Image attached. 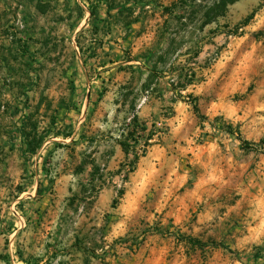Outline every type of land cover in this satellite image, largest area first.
I'll use <instances>...</instances> for the list:
<instances>
[{
    "label": "rangeland",
    "instance_id": "374dc122",
    "mask_svg": "<svg viewBox=\"0 0 264 264\" xmlns=\"http://www.w3.org/2000/svg\"><path fill=\"white\" fill-rule=\"evenodd\" d=\"M160 1L167 5L176 2L174 13L162 16L158 7L156 15L146 19L138 31L152 24L148 30L154 38L145 51L153 47L165 57L158 63L154 79L167 71L174 80L171 84L176 83L182 69L194 78L184 91L171 87L168 99L181 101L180 115L189 134L185 143L190 150L186 185L170 191L185 194L188 209L175 215L154 211L125 222L127 219L115 213L119 200L110 205L99 202L101 191L117 177L107 169V158L98 162L102 170L93 190L88 170L73 174L81 159L79 145L63 136L54 141L47 137L38 152L31 154L21 131L26 121L25 92L32 104L41 96L52 101L50 108L44 102L46 119L41 126V131L50 134L47 125L59 101L72 96L71 82L78 84L71 103L81 108L87 99L88 76L91 80L103 78L93 68L103 63L96 54L90 52L91 57L82 60L74 51L79 28L84 26L85 36L89 35L84 19L90 11L85 10L81 17L78 4L59 1L41 13L36 0H0V253L11 254L9 260L0 259V264H15L11 256L23 255V250L31 254V236L22 217L25 210L43 206L47 220L53 221L49 243L74 240L88 247L86 252L78 250L83 260L79 264H110L122 252L138 255L153 240L175 246L168 255L170 264H264V0H238L229 5L226 15L213 17L208 24L204 23L207 13L217 0ZM252 13L253 19L243 25ZM136 35L135 42L141 40ZM27 38H34V55L20 50ZM131 51L135 50L130 45ZM112 57L117 63L106 73L104 88L118 92L128 74L120 71L123 65L119 62L124 58L115 52ZM77 68L79 74L74 73ZM133 85H138V79ZM163 89V95L168 94ZM194 104L208 119L197 115ZM173 105L163 109L165 117L172 114ZM168 130L165 126L164 132ZM56 141L70 145L57 148ZM39 165L53 176L54 183L45 179L41 182L44 196L31 199ZM127 171L118 174L115 198L119 189H126ZM20 187L25 190L22 194ZM158 195L147 197L145 208L150 210ZM69 246L64 244L56 251L69 253ZM53 252L47 264H69L70 259L62 263Z\"/></svg>",
    "mask_w": 264,
    "mask_h": 264
},
{
    "label": "crops",
    "instance_id": "0c3cea01",
    "mask_svg": "<svg viewBox=\"0 0 264 264\" xmlns=\"http://www.w3.org/2000/svg\"><path fill=\"white\" fill-rule=\"evenodd\" d=\"M38 1L39 0H36V4H38ZM59 1L78 4L86 11H89L88 7L91 2L93 4L99 2V17L102 20L107 19V6L105 3L100 2V0H57V2ZM163 3L164 5H167L165 2ZM156 8L153 7L154 13L152 16H154V14L156 15ZM90 15L85 17L84 20L86 22L85 26L91 28L93 22L96 21V18L91 19ZM144 21L147 22V20H142L134 24L132 27L133 31L130 32L129 36H126L127 29L118 24H114L112 33H107V24L103 22L98 40L93 43L90 31L89 35L85 36L84 26L79 28L74 41V51L77 56L76 58L86 60L88 57H91L90 52H92L93 55L96 54L99 61L101 60L103 63L99 66L95 65L93 68L99 75L103 73V78H98V80L93 78V80H91L92 78L88 76L87 99L84 101L83 107L81 108H76L77 106L74 107L71 103L72 100L75 99L74 95L78 86V84H76L77 82H74L73 80L71 82V84L74 85L71 88V98H62L59 101L57 109L54 110L55 115H53L47 125L49 131L52 132L48 138H51L50 140H56L58 137L63 136L65 140L71 139V143L79 145L78 149L82 150L78 153L80 158H82L83 153L86 152L92 153L91 158H94L96 163L100 161V158H107V169L117 174V177L113 183H108L101 191L99 195V202L104 205H110L114 203L115 195H117L116 188L119 177L116 172L121 167V164L129 158L118 140V137L120 136V127L125 123L129 116L128 106L131 100L135 99L139 101V99L143 97L144 86L148 84L152 85V87H157L156 89H158V93L162 92L159 96L156 94L157 92H154L149 97V101L138 113L140 121H145L148 124H150L151 118L157 117L163 119L165 126L169 130L168 132L156 135L153 138L152 144L149 146L146 155L139 159L136 170L129 175L125 193L119 199V206L115 211V213H119L123 216L122 218L127 219L125 222L131 220L132 218L136 221V218L141 217L145 213H154V211L162 212L166 210L167 214L175 215V212L185 213L188 209L185 204L187 196L185 194H174L170 191V188L177 187L180 189L186 185L188 171L187 153L190 150L189 147L186 146L185 138L189 136V134L186 133V128L184 127L185 118L180 115L181 105L179 103H181V101L174 104L171 100H168L170 98L169 95L172 93L171 76L167 71H164L163 73L161 72L163 75L160 74V79L159 76L154 79V77L159 73L158 67L154 70L152 64L150 63L151 59L149 50L151 48H148V50L145 51L154 38L153 34L148 30V28L152 27V24H150L145 31H138ZM80 33L82 34L80 36V41L82 40L83 47L77 42V37ZM136 33L139 34V37L137 38H140L141 40L135 42L133 37L137 36ZM25 41L29 45L30 50L27 55H34V51H32L34 38H27ZM130 45L135 51L128 52V47ZM135 45L140 47L136 48ZM114 52L116 55L119 54L120 58H124L120 59L119 62L120 65H123L122 68H120V71L128 74L127 80H122L121 83L123 84L120 85V90L118 92H111L104 88V85L106 84V80H104L106 73L110 74L113 70V64L117 63L113 61L112 53ZM126 54H128V56ZM83 67L86 70V73L90 74V70H87L86 68L87 65H83ZM79 69L80 68H77L78 71L75 70L74 73L79 74L81 71V69ZM135 78L138 79V85L136 87L133 85V80ZM164 87L165 91L166 89L167 92L169 91L168 94L163 95ZM128 91H133V93L131 95H126ZM25 96L28 100L27 106L23 112V117L27 119L30 114L35 111L34 119L39 121V130L41 131L42 123L45 122L46 119L44 116L45 110H43L44 102L45 105L50 108L53 105L52 101L50 100V102H48V98L46 99L41 96V99L39 98L36 103L32 104V99L29 97L27 92H25ZM169 105H173L172 109L175 113L169 114L165 117L162 114V111ZM37 106L40 107L38 111H36ZM76 110L78 114L76 113ZM217 112L219 113L218 110ZM214 115L216 114H210V117L212 118ZM65 129H70L72 135L69 137L65 136L63 133V130L65 131ZM63 143H66L68 146L70 145L67 142ZM74 156L75 154H73L71 158L74 159ZM130 157L132 158L131 155ZM77 166L73 174H82L76 173ZM39 168L40 169L36 170L37 186L33 188L30 193L31 199L36 196L40 199L44 196L41 191L43 184L41 182H44L45 179H49L48 171L45 170L42 165H39ZM92 169V164H88L84 172L88 170L91 176ZM23 192H25V190ZM155 192L159 195L155 198V200H152V205L149 210L145 208L147 205V197L153 196ZM181 201H184V204H180ZM166 204H168V206ZM39 206H41V204ZM22 218H24L25 230L30 232L32 252L31 254H26L23 250V255L18 253V256L12 255L11 258L15 264H47L46 262L49 254L54 253L53 251H55V258L57 257V260L62 263L65 261L64 259H70L69 264L83 263V260H81V254L78 250L86 252L85 250L88 249V247L85 246V244L82 245L80 242L74 243V240L68 243L59 241V243L57 242L56 244L48 242V236L49 234H52L51 229L53 228V221L47 220L48 213L45 206L38 209L25 210L24 217ZM49 224L51 225L49 226ZM77 237L78 234L74 237V239ZM155 238L157 239V237ZM64 244L70 245L68 247L70 252L60 254L56 250L60 247L62 248ZM26 247L27 249L30 248L29 245H26ZM174 248L175 246L170 242L153 240L141 248L139 253L140 255L122 252L121 254H123V256L121 258L117 261L110 259L109 263L170 264L171 259L168 258V255L170 250H173ZM74 249L77 251L74 252ZM6 255H8L9 260L11 254Z\"/></svg>",
    "mask_w": 264,
    "mask_h": 264
},
{
    "label": "trees",
    "instance_id": "16d2710c",
    "mask_svg": "<svg viewBox=\"0 0 264 264\" xmlns=\"http://www.w3.org/2000/svg\"><path fill=\"white\" fill-rule=\"evenodd\" d=\"M57 0H39L37 4V9L41 13H46L47 8L51 5L52 2ZM238 0H217V2L214 4V7L211 11L207 13L208 18L204 22L205 24H208L212 22L213 17L217 16H224L226 15L228 11L229 5L235 3ZM100 2H103L107 6V19L102 20L99 17V2L93 4L90 3L88 10L90 11L91 19L96 18V21L93 22L91 28H90V34H91V40L92 43L94 41L98 40V36L101 33L102 29V23L105 22L106 25V32L112 33L114 24H118L121 27H124L127 29L126 36H129L130 32L133 31V25L142 21L148 19L150 16L153 15L154 10L153 7H159L162 9V14L165 16V14H173L174 13V5L177 3H173L172 5H164L161 3L160 0H100ZM82 12L80 16L82 17L84 15L85 9H83L80 5ZM216 11V14L211 16V13H214ZM255 13L250 14L245 20L243 21V25H247L254 17ZM82 33V32H81ZM79 34L77 37V42L79 45L82 46V40L80 41V36L82 34ZM19 42H24L23 39H19ZM26 44H21L20 50L23 51L24 55L29 54V45L25 41ZM83 47V46H82ZM150 55V63L152 64L154 70L158 67V63L165 60V57L161 54L159 55V52L157 49H154L151 47L149 50ZM193 75L189 76V71L182 69L180 71V74L177 77V82H172V87L174 90H177L179 88L181 91L188 89L190 85L194 83V78H192ZM156 88L152 87V85H146L144 86L143 92L146 91L149 92H155ZM133 91H128L126 95H131ZM177 98L173 99L172 102L176 103ZM137 104L138 101L133 99L131 100L129 106H128V113L129 116L132 115L131 122L125 126V123L122 124L120 127V130L122 132L120 133V136L118 137V140L120 144L122 145L124 151L127 153L129 158L125 162L121 164V167L116 173H122L125 168L128 169L127 174H125L124 181H128L129 174L134 172L137 168V164L139 159L142 156H145L147 153V148L143 150L142 154H138L136 151L137 145L140 144V141H144L145 146L149 147L152 142H150L151 139L155 137V134L158 133V129H156L155 124H148L145 121H140L139 119V112L137 111ZM194 110L200 117H203L204 119H208V117L201 114L200 108L194 104ZM39 106H37L36 111L39 110ZM35 113V111H34ZM31 113L30 116L26 119L25 122L22 124V133L25 140V146L28 153L36 154L38 150L42 147L45 139L50 136V134H46L47 132L40 131L39 130V121L35 120V114ZM174 111H172V114ZM166 115V114H165ZM157 118V117H154ZM158 119V118H157ZM126 122V121H125ZM124 130V131H123ZM62 133V132H61ZM63 133L65 136L69 137L72 135V132L70 129L63 130ZM134 141V143H132ZM245 143H248L245 141ZM68 145L63 142H57L56 147L57 148H66ZM132 156V158L130 157ZM92 157V153H83V156L80 160V163L77 166L76 173H83L86 169V166L88 164H92L93 169L91 172V180L93 182L92 189H97V184L94 182L99 179L97 178L98 174L101 172L102 167L98 163H96L94 158ZM49 180L51 181V184L54 183L53 176L49 173ZM101 176V175H100ZM24 191L23 187L19 188V193H22ZM96 193V192H95ZM125 189L121 188L118 190V196L115 198L114 203H117L118 200L124 195ZM1 259H8V256L0 253Z\"/></svg>",
    "mask_w": 264,
    "mask_h": 264
},
{
    "label": "built area",
    "instance_id": "2783aa9c",
    "mask_svg": "<svg viewBox=\"0 0 264 264\" xmlns=\"http://www.w3.org/2000/svg\"><path fill=\"white\" fill-rule=\"evenodd\" d=\"M172 81H174V80H172ZM149 97H150L149 91H146L144 93L143 97H141L139 99L138 104H137V111L138 112L149 101ZM131 118H132V115L128 116V118L126 119V122H125V126L131 122ZM152 124H155L156 129H158V133H156L155 136L164 133L165 122L163 119L151 118L150 125H152ZM121 132H122V130H120V133ZM152 141H153V139L150 140V142H152ZM132 143H134V141H132ZM145 148H147V150H148L149 147H146L144 141L141 140L140 144L137 145V147H136V151L138 154H142L143 150H145Z\"/></svg>",
    "mask_w": 264,
    "mask_h": 264
}]
</instances>
